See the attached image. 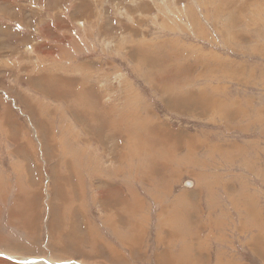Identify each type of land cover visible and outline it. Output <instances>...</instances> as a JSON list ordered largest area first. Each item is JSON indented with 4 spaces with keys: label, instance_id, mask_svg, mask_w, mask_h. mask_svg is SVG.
<instances>
[{
    "label": "rangeland",
    "instance_id": "1",
    "mask_svg": "<svg viewBox=\"0 0 264 264\" xmlns=\"http://www.w3.org/2000/svg\"><path fill=\"white\" fill-rule=\"evenodd\" d=\"M0 15V264H264V0Z\"/></svg>",
    "mask_w": 264,
    "mask_h": 264
},
{
    "label": "bare ground",
    "instance_id": "2",
    "mask_svg": "<svg viewBox=\"0 0 264 264\" xmlns=\"http://www.w3.org/2000/svg\"><path fill=\"white\" fill-rule=\"evenodd\" d=\"M229 5H230V4H229ZM222 7H223V6H222ZM227 7H228V6H227ZM7 13L10 14V12H7ZM245 15H246V14H245ZM0 16H1V15H0ZM17 16H18V15H17ZM10 18H11V17H10ZM21 19H23V18H21ZM23 21H24V20H23ZM22 23H23V22H22ZM22 23H21V24H22ZM46 75H47V74H46ZM58 83H59V82H58ZM242 100H243V99H242ZM250 117H251V116H250ZM159 132H160V131H159ZM171 139H172V138H171ZM98 157H99V156H98ZM127 188H128V187H127ZM108 190H109V189H108ZM111 190H112V189H111ZM139 195H140V193H139ZM136 196H137V195H136ZM104 197H105V195H104ZM106 197H107V196H106ZM106 197H105V198H106ZM141 197H142V196H141ZM141 200H142V199H141ZM109 202H110V199H109ZM149 203H150V202H149ZM143 204H144V202H143ZM109 205H111V204H109ZM104 208H105V207H104ZM161 208H162V207H161ZM52 209H53V208H52ZM106 209H107V208H106ZM112 209H113V208H112ZM163 209H164V208H163ZM63 211H64V209H63ZM63 211H62V212H63ZM111 214H112V213H111ZM113 214H114V213H113ZM114 215H115V214H114ZM64 218H65V217H64ZM64 221H65V219H64ZM58 223H59V222H58ZM57 230H58V229H57ZM63 232H64V231H63ZM61 233H62V232H61ZM64 233H65V232H64ZM69 233H70V232H69ZM67 234H68V233H67ZM68 235H69V234H68ZM196 235H197V234H196ZM66 237H67V236H66ZM65 239H66V238H65ZM66 241H67V240H66ZM159 241H160V240H159ZM181 242H184V241H182V239H181ZM160 244H161V243H160ZM183 244H184V243H183ZM216 246H217V245H216ZM217 247H218V246H217ZM215 249H216V248H215ZM208 250H209V248H208ZM212 250H213V248H212ZM219 251H221V250H219ZM0 254H4V253H1V252H0ZM208 255H209V254H208ZM208 258H209V257H208ZM213 258H214V257H213ZM13 259H14V260L16 259L15 261H18V262H19V260H20L19 258H13ZM38 259H39V260H35V261H33L34 259H33V260L25 259V260H22V261H26V262L31 261V262H34V263H40V264H41V263H42V264H55V263H53V262H50V263H49L48 260L45 261V260L43 259V260H44V261H43V260H40V258H38ZM214 259H215V258H214ZM222 259H223V258H222ZM207 261H208V260H207ZM209 261L212 262L211 260H209ZM74 262H75V261H74ZM210 262H209V263H210ZM223 262H225V261H223ZM76 263H77V264H80L79 262H76ZM203 263H204V260H203ZM206 263H207V262H206ZM212 263H213V262H212ZM66 264H67V263H66ZM222 264H223V263H222Z\"/></svg>",
    "mask_w": 264,
    "mask_h": 264
},
{
    "label": "water",
    "instance_id": "3",
    "mask_svg": "<svg viewBox=\"0 0 264 264\" xmlns=\"http://www.w3.org/2000/svg\"><path fill=\"white\" fill-rule=\"evenodd\" d=\"M22 262H26V261H22Z\"/></svg>",
    "mask_w": 264,
    "mask_h": 264
}]
</instances>
